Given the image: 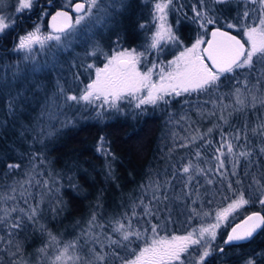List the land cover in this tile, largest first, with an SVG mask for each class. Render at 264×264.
Instances as JSON below:
<instances>
[{
  "label": "trees",
  "instance_id": "obj_1",
  "mask_svg": "<svg viewBox=\"0 0 264 264\" xmlns=\"http://www.w3.org/2000/svg\"><path fill=\"white\" fill-rule=\"evenodd\" d=\"M42 1L39 0L28 13L19 14L13 28L0 35V121L4 120L0 124V195L15 196V201H0V208L15 204L27 209L39 205L36 222L25 219L24 227L12 237L0 226V235L5 240H13L11 246L0 241V264H12L13 260L21 258L20 253L15 257L8 254L9 251H15L17 241L22 244L23 259L28 264H50L59 254L58 250L77 237L80 238L78 254L87 256L92 245L85 243L81 233L88 229L92 214L96 213L97 222L104 225L103 237L111 235L119 239V234L112 232V222L124 219L126 213L131 217L133 205H138L135 207L137 215L131 217L132 227L145 233L144 237L140 240L133 237L130 243L126 242L128 247L115 249L125 259L131 258L128 249L138 251L143 247L144 241L152 238L153 224L158 225L160 236L198 229L201 225L212 223L214 212L227 205L240 190L244 191L246 198L251 194L252 202L218 228L216 240L212 242L214 251L207 257L205 264H243L248 258L254 259L255 264H264V230H259L245 242L224 244V235L233 222L252 210L264 214V207L259 204L257 186L252 179L255 176L264 184V154L259 151L264 146V138L251 132L252 128L264 122V105L257 103L255 108L246 106L241 112H233L236 107V88H241L248 95V105L251 104V95H255L257 101L264 98V82L258 88L252 87L264 69V62L254 58L251 71L243 69L225 73L216 88L166 97L168 103L159 101L156 105L146 104L137 108L136 103L129 101L119 104L120 108L115 110L108 105H100L104 111L93 117L92 110L84 107L82 101H70L78 104L77 113L66 117V122L55 123L50 126L51 129L46 128L36 106V102L47 93L45 86L48 92L56 93L58 101L64 100L67 92L79 96L94 70L88 69L86 65L91 64V61L101 63L104 52L101 44H96L92 48L98 49L97 54L90 56L80 51L86 48L83 42H77L72 48L54 56L48 47L60 48L55 42L48 43L49 46H44L41 51H30L23 56L14 50L19 37L31 31L40 18L43 32H48L44 26L46 14L61 5L59 0H53V5L46 8L40 4ZM131 2L124 19L117 24L107 41L103 42L104 46L109 44V48L113 44L112 39L117 38V44L140 48L143 29L140 24L146 16H142L139 8L144 10L145 7L136 0ZM173 2L169 22L174 24L175 35L185 45L200 36L206 40L213 27L229 30L244 41L245 37L239 27L229 29L226 25H251L261 7L251 0H225L224 3L216 0H203V3L201 0ZM194 7L196 11H207L217 22L208 25L206 29L201 28V21L195 19ZM44 10L45 15L42 17L40 12ZM245 10L250 12L247 20L243 18ZM146 21L144 34H149L150 24L149 20ZM142 47L146 51V47ZM75 49L78 50L75 52ZM45 55L53 57V68L31 64L33 59L40 60ZM245 78L252 88L250 94L244 88ZM8 80H12L10 85L4 83ZM57 81L63 86L64 93L59 91ZM9 100H12L11 111ZM212 101L217 102L215 107ZM222 105H230L224 110L226 117L232 112L228 124L218 119ZM212 112L216 115H209ZM34 117L40 122V127L33 126L36 123ZM245 125L248 140L233 139L234 151H251L253 154L247 159L240 158L235 168L236 175H233V157L227 154L221 157L224 167L219 168V161L215 157L220 154L216 149L220 147L221 130L228 138L237 128L243 131ZM209 128H213V131L207 134ZM197 130L206 134L204 139L188 143ZM101 136L105 137L104 147L111 153L109 156L97 152ZM186 143L187 147H180ZM197 150L201 153L199 158L195 156ZM224 152L227 153L226 148ZM189 160L204 169L202 174L191 172L194 179L190 182L188 175L181 171ZM8 164H19L20 167L9 169ZM28 180L30 184L24 183L21 188V183ZM209 180L211 183H208ZM157 182L162 185L158 190ZM13 188L15 192H12ZM154 195L159 199H153ZM165 196L167 199H164ZM145 206L152 209L150 214H145ZM204 213L210 215L205 216ZM17 215L20 214L13 213V217ZM124 222L127 223V220ZM93 231L99 233L101 230L94 228ZM49 232L57 238V243L50 244L47 254L42 255L38 249L49 244ZM220 247L224 248L223 253L219 252ZM194 251L193 248L187 254V264L191 263L190 259L193 260ZM107 264H121V260L112 257Z\"/></svg>",
  "mask_w": 264,
  "mask_h": 264
},
{
  "label": "snow or ice",
  "instance_id": "obj_2",
  "mask_svg": "<svg viewBox=\"0 0 264 264\" xmlns=\"http://www.w3.org/2000/svg\"><path fill=\"white\" fill-rule=\"evenodd\" d=\"M2 2V0H0ZM218 3H224L225 0H216ZM247 2V0H246ZM252 3L260 4V12L258 17H254L251 25L241 23L239 25L233 23H227L226 27L229 29L237 28L242 31L245 40L242 42L237 36L232 35L229 31H222L219 27L211 31V39L205 41L203 36L198 37L191 47H185L183 51L179 53L173 60L168 61L165 66L163 62L159 66L158 73H154V69L157 68V64L153 63L147 71L141 72L138 68V64L141 62V57L144 53H137L135 49L114 51L112 55L105 54L106 62L103 67H96L94 64H88V69L95 70V78L91 79L88 84L77 95H66V101L85 102L93 104L97 100H102L104 104H107L111 108H117V101L131 97L138 101L135 105L140 108L141 105L152 104L156 105L159 101L168 103L166 97H178L185 93L191 94L193 92L207 91L214 89L218 86V81L225 73H233L236 70L248 69L252 70L254 67V58L264 62V0H251ZM203 3V0H201ZM34 4V0H17V6L15 12L17 14L23 13L25 10H31ZM100 0H83V2L73 3V0H68V7L75 15L69 14V11H58L52 16V31L44 35L40 31V26L37 25L33 31L27 32L25 35L19 37V42L15 45L16 51L30 52L34 45H40L42 48L49 41H56L59 44L62 38L72 35L76 32L78 26L84 25L88 27L89 21L98 19L94 15V10L99 8ZM173 5V0H156L153 7V19H158L159 23L156 26V32L152 35V42L150 48L158 49L162 43L173 42L182 43L179 37L175 35L172 27L167 22L168 9ZM195 19L201 21L200 27L207 28L208 25L215 24L216 18L208 15L207 11H196L195 7ZM250 16V12L245 10L243 12V18L247 20ZM15 21L8 15L0 13V34L4 33L7 29L13 27ZM144 27V25H141ZM85 36L87 32L83 33ZM207 44V47H201L202 44ZM247 44V48L245 45ZM98 49H93L88 55L95 56ZM27 59V57H25ZM210 61L212 67L205 61ZM153 75L158 76V80H153ZM78 78V77H77ZM264 82V69L260 71L257 77L256 84L252 87L258 88L260 83ZM244 88L247 89V93L250 94L252 88L249 87V80L245 78ZM59 91L64 93V88L57 81ZM146 93V94H144ZM236 107L233 108V112H241L246 106L255 108L257 103L264 105V98L257 101L255 95H251V104L248 105V95H246L241 88H236L234 92ZM222 99V97H221ZM214 107L217 105L216 101H212ZM9 110L12 108V100L8 102ZM230 105L221 106V114L218 119L223 121L224 124H228V117L232 115V112L228 113V117L224 115ZM203 115V112L199 113ZM100 115V113H98ZM209 115H216L215 112L209 113ZM186 119V117H182ZM215 127H219L216 125ZM213 128L207 130V134H210ZM221 143L220 147L216 151L220 154L215 159L219 161V168L224 167V160L221 157L228 156L233 157V175H236L235 168L239 165L240 158L245 159L252 156L251 151H240L236 153L234 151V145L232 140L239 141L243 138L248 140L247 125L244 130L237 128L234 133L228 138L226 134L221 130ZM253 135H259L264 138V122L258 124L251 129ZM206 134L199 133L193 134L188 140V143H194L197 139L203 140ZM106 143L105 137L101 136L98 141L97 152L104 154L105 156L111 155V153L104 147ZM210 143V141H209ZM180 147H187L186 144H181ZM227 149V153L224 149ZM261 154H264V146L259 148ZM200 151L197 150L195 156L199 158ZM9 169L19 168V164H8ZM110 170V166H109ZM181 171L188 175V181L194 179L191 172L203 173L204 169L198 165L193 164L191 160L186 163ZM30 175V174H29ZM253 183L257 186L259 192V204L264 207V184L261 180L253 176ZM30 180L21 183L23 188L24 183H29ZM47 184V181H44ZM165 183H168L167 181ZM208 183H211L209 180ZM240 183V181H237ZM159 182L156 183V189L161 187ZM187 186V185H186ZM231 189V184H229ZM15 188L12 192H15ZM235 192V190H233ZM23 195V193H22ZM153 199H159L157 196H153ZM164 199H167L165 196ZM13 200L15 196H3L0 195V201ZM251 194L246 198L243 190H240L233 199L227 204L226 207L216 211L215 220L216 223L208 224L207 226L201 225L200 228L193 229L185 235L177 236H160L158 232V225L153 224L151 226L152 238L144 241V246L140 247L138 251L128 249L131 258L125 259L115 251L116 248L124 249L128 247L126 242H131L135 237L140 240L144 237L143 232L139 229H133L131 217H135V207L133 205V211L131 217L126 213L124 219L113 221L112 232L119 234V239H114L111 235L103 237L104 225L97 222V215L93 213L88 221V229L81 233L85 238L86 244L92 246L88 249L87 256H81L78 254L80 248L79 237L77 239L65 243L62 249H59V254L50 261V264H107V261L115 257L122 261V264H185V259L182 257L189 253V250L194 246H198L201 251L196 254V257L191 261V264H205L206 258L212 255L214 249L212 247V241L216 240V229L220 227V223L229 218L230 215L236 213L244 206L250 204ZM143 204V200L140 201ZM27 204V200H25ZM39 205L29 206L27 209L13 205L12 207L0 208V226H2L9 237H12L14 233L18 232L24 227L25 219L29 222L35 223L38 217ZM152 209L149 206L144 207L145 214H150ZM19 213L13 217V213ZM195 213V209H193ZM198 214V213H197ZM205 216L210 215L204 213ZM127 220V223L124 222ZM43 228V226H41ZM94 228H99V233L94 232ZM259 230H264V214L261 212H253L247 215L240 223L236 224L228 233L225 245H234L235 242L247 241L253 237ZM146 231V230H145ZM49 244L38 249V252L42 255L47 254V250L50 244L57 243V238L50 232ZM0 241L6 245L11 246L13 244L12 239L5 240L3 235H0ZM99 246V250H97ZM108 249L107 251L105 249ZM219 252L223 253L224 248L220 247ZM17 253H20L21 258L19 260H13L12 264H28L23 259V248L21 242L15 243V251H9L10 256L15 257ZM243 264H255V260L248 258Z\"/></svg>",
  "mask_w": 264,
  "mask_h": 264
},
{
  "label": "rangeland",
  "instance_id": "obj_3",
  "mask_svg": "<svg viewBox=\"0 0 264 264\" xmlns=\"http://www.w3.org/2000/svg\"><path fill=\"white\" fill-rule=\"evenodd\" d=\"M131 1L132 0H100L99 8L94 10V15L96 17H98V19H95L94 21H89L88 27H85L84 25L78 26L75 33H73L72 35H69L67 37L62 38V41L59 43L60 48L53 46V49H56V50H53V49H51V47H48L50 54L52 56H54L57 53H59L60 51L70 49L77 42L85 43L86 48H83L84 50L80 49V51H83V52L88 54L89 52L93 51L94 48H92V47H94L96 44H101L103 52H104L101 56V58H103V60L101 61V63H97L95 61H91L90 63L94 64L96 67H103L104 63L106 62L105 54L110 56L113 54L114 51H120V50H124V49H128V50L135 49L137 53H144V56L141 57V62L138 64L139 70L141 72L147 71V69L150 68L153 63H156L157 68L154 69V73H158L159 66L161 65V62H163V64L166 66L168 61L173 60L176 56L179 55V53L181 51L184 50L185 47H191V45L195 42V40H194L189 45H185L183 43L167 42V43H162L158 49L150 48V44L152 42V40H151L152 35L156 32V26L159 23L158 19H153V16H154L153 7H154L156 0H136L141 6L145 7L144 10H142L143 8H139L137 6L140 9V11L142 12V16H146V17H144L145 20L140 24V26L144 25V27H142L143 29H141L142 31L140 30L141 31V38H142V41H141L142 45L139 44L140 48H138V46L127 47L125 45H122V43L117 44L116 43L117 38L112 39L113 44L110 45L109 48H108L109 44L106 45L107 47L104 46L103 42L107 41L109 35L112 34L113 31L116 29L117 24H120L121 19H124V17H125L124 14L126 15V10H128L129 5L133 3ZM38 2H39V0H34L33 6L36 5ZM75 2H83V0L75 1ZM49 3H51V1H49ZM59 4L64 8H69L68 7V0H59ZM16 6H17V0H2V2H0V13H3L5 15L10 16L16 22L17 16L19 15L15 12ZM172 6L174 7V2H173ZM172 6L170 7L171 9L173 8ZM170 8L168 9L167 22L172 27L173 32H174V24L169 22ZM28 12H29V10L24 11V13H28ZM40 15L43 17L45 15V10H44V12L41 11ZM74 19H75V15L73 17V20ZM146 19L149 20L148 24H150V30H149L150 33L149 34H144V31L147 27ZM34 24L35 25L31 31H33L34 28L37 25H39L40 31L42 34L46 35L49 33V32H45V33L43 32L42 27H41L42 26V19L41 18L38 21H36V23H34ZM105 28H108L109 30L106 31ZM84 32H87L88 35L85 36L83 34ZM142 34H144V35H142ZM50 42L57 43L56 41H49L44 46L46 47L48 45V43H50ZM142 46L146 47V51H143ZM201 47L203 48L204 44H202ZM41 49H44V47L42 48L40 45L37 44V45L33 46V49L31 52H34L35 50L41 51ZM77 50L78 49H75L74 51L76 52ZM18 53H20L23 56L25 54H28L29 52L18 51ZM52 59H53V57H51V56L49 57V56L45 55V58H41L40 60L33 59L31 61V64H34V66H45V68L46 67L53 68V66H51L53 63ZM94 78H95V70H93V74L91 76V79H94ZM90 80L87 82V84L90 82ZM153 80H158V76L153 75ZM4 83H6V85H10L12 83V80H8L7 82H4ZM45 88H46L47 93L43 94L42 99H40V101L36 102V106L38 107V111H40L39 112L40 120L45 121V127L46 128H50V126L51 125L53 126L55 123L63 122V121H65L66 117H68L69 115L77 113L76 110H77L78 104L76 105L75 103H71L70 101H66V99H64L65 101L62 99L58 101V100H56V93L55 92H53V93L48 92V89L46 86H45ZM65 94L66 95H74L72 92H67ZM144 94H146V93H144ZM17 99H19L18 96H17ZM129 101L131 103H136V104L138 102V101L132 99L131 97H128L126 99L117 101V105H118L117 108H120L119 104H121L123 102L128 103ZM97 102H98V105H96ZM81 103L85 104L84 107H86V108L89 107V109L92 110L93 117L97 116L98 113H101L104 111V110L100 109L101 108L100 105H107V104H104L102 100H97L95 103L90 104V105L88 103H85V102H81ZM149 105H152V104H149ZM117 108H113V109L115 110ZM34 120L36 121V123H33V126L40 127V122L38 121V119H36L34 117ZM3 123H4V120L3 121L1 120L0 124H3ZM45 202H46V194H45ZM48 203H46V204H48ZM226 206L227 205L220 207L216 211H218V210H220ZM216 211L214 213H216ZM252 211H254V210H252ZM248 213H250V212H247L246 214H248ZM246 214H244V216ZM233 215L234 214L230 215L229 218H233ZM213 218L214 219H213L212 223H208V224L216 223L215 214H214ZM227 220L222 221L220 223V226L223 225ZM208 224L203 225V226H207ZM199 228H200V226L198 227V229ZM217 230H218V228L216 229V232H217ZM188 232H190V231H188ZM188 232L171 234L169 237H171L172 235H177V236L185 235ZM193 248L195 249L194 257H193V259H194L196 257V254L199 251H201V249L200 248L197 249V246H194ZM192 249H190L189 251H191ZM186 256H187V254H185V256H183L182 258L186 259ZM191 261L192 260L190 259V262ZM121 264H122V261H121ZM185 264H187V263L185 262ZM189 264H191V263H189Z\"/></svg>",
  "mask_w": 264,
  "mask_h": 264
},
{
  "label": "water",
  "instance_id": "obj_4",
  "mask_svg": "<svg viewBox=\"0 0 264 264\" xmlns=\"http://www.w3.org/2000/svg\"><path fill=\"white\" fill-rule=\"evenodd\" d=\"M75 3H78V2H75ZM58 11H69V10H67V9H64V8H56V9H54L48 16H47V19H46V27H47V29L51 32L52 31V28H51V24H52V16H54L55 14H56V12H58ZM69 14L70 15H72L73 16V12L72 11H69ZM215 28H217V27H213V28H211L210 29V31H209V36H208V38H207V40H209V39H211V31H213ZM222 31H229V30H226V29H223V28H220ZM230 32V31H229ZM231 33V32H230ZM232 35H235V34H233V33H231ZM236 36V35H235ZM238 38V37H237ZM238 39H240V38H238ZM206 40V41H207ZM242 41V40H241ZM243 42V41H242ZM204 47H207V44L205 43L204 44ZM245 47H246V45H245ZM207 61V60H206ZM207 63L209 64V66L210 67H212V65H211V62L210 61H207ZM253 212H259V211H252V212H250V213H248V214H246L245 216H243L241 219H239V220H237V221H235L231 226H230V228L228 229V231L226 232V234H225V236H224V240H226V238H227V235H228V233L231 231V229L233 228V227H235L236 226V224H238V223H240L247 215H249V214H251V213H253ZM262 214V213H261ZM259 232V231H258ZM257 232V233H258ZM256 233V234H257ZM255 235V234H254ZM242 242H245V241H241V242H235L234 244H236V243H242Z\"/></svg>",
  "mask_w": 264,
  "mask_h": 264
},
{
  "label": "flooded vegetation",
  "instance_id": "obj_5",
  "mask_svg": "<svg viewBox=\"0 0 264 264\" xmlns=\"http://www.w3.org/2000/svg\"><path fill=\"white\" fill-rule=\"evenodd\" d=\"M49 1H51V3H49ZM75 1H81V0H73V3ZM43 7H46V8H49L53 5V0H43L41 3H40ZM52 11V10H51Z\"/></svg>",
  "mask_w": 264,
  "mask_h": 264
}]
</instances>
